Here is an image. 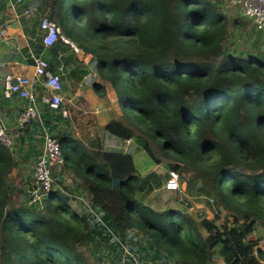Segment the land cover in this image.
<instances>
[{"label":"trees","instance_id":"1","mask_svg":"<svg viewBox=\"0 0 264 264\" xmlns=\"http://www.w3.org/2000/svg\"><path fill=\"white\" fill-rule=\"evenodd\" d=\"M45 4L69 40L51 49L92 55L94 91L110 87L119 108L101 128L132 143L64 133L52 186L34 199L14 145L26 142L0 141V264H264V50L231 46L252 22L221 0ZM140 151L226 215L152 205L162 183L139 170Z\"/></svg>","mask_w":264,"mask_h":264},{"label":"crops","instance_id":"2","mask_svg":"<svg viewBox=\"0 0 264 264\" xmlns=\"http://www.w3.org/2000/svg\"><path fill=\"white\" fill-rule=\"evenodd\" d=\"M50 13L51 7L45 4V0H0V122L21 143L26 142L14 145L24 159L19 167L22 172L29 169L30 174V167L41 151L45 135L58 138L64 133L75 132L80 135L78 127L87 122L88 114H93L98 127L106 123V118L116 116V109L112 110L106 96L110 87L104 86L100 92L94 91L90 81L91 73L85 72L89 65L77 62L68 46L61 45L53 51L51 47L42 45L44 29L41 27V19ZM261 32L264 37V29ZM36 56L43 57L49 70L60 76L62 104L57 111L51 109L47 104L48 91L41 85L30 87L37 98L39 116L27 126L25 132H19L16 120L27 102L18 94L12 97L4 95L5 78L11 75H31ZM122 141L125 142L109 137L105 144L114 150H124L121 147Z\"/></svg>","mask_w":264,"mask_h":264},{"label":"built area","instance_id":"3","mask_svg":"<svg viewBox=\"0 0 264 264\" xmlns=\"http://www.w3.org/2000/svg\"><path fill=\"white\" fill-rule=\"evenodd\" d=\"M21 1V0H18ZM234 8L247 17L257 30L264 29V0H228ZM238 7V8H237ZM41 27L44 29L42 42L45 47L52 46L60 37V27L48 16L41 19ZM65 41L67 39L63 38ZM73 46V45H72ZM75 59L77 62L89 65L92 55L84 50L73 46ZM33 73L31 75L7 76L3 93L6 97H12L18 94L25 99L27 104L21 109L16 120L17 129H21L30 124L39 116L36 103L37 98L30 87L41 85L49 93L47 99L48 106L57 110L62 104L60 92L62 90V82L57 73H53L48 69L47 62L43 57L36 56L33 60ZM111 96L117 100V95L111 91ZM63 114L65 113L62 110ZM16 135L8 130V128L0 122V141L5 145H12ZM62 153L59 139L53 135H45L41 151L36 155L33 166V190L34 199H40L52 186V173L54 167L61 164ZM179 175L175 171H169L165 180L167 188H175L179 185ZM178 187V186H177Z\"/></svg>","mask_w":264,"mask_h":264},{"label":"rangeland","instance_id":"4","mask_svg":"<svg viewBox=\"0 0 264 264\" xmlns=\"http://www.w3.org/2000/svg\"><path fill=\"white\" fill-rule=\"evenodd\" d=\"M224 4L225 8H234L231 4H229L228 0H221ZM68 5V3H67ZM236 8V7H235ZM238 8V7H237ZM231 10V9H230ZM238 10V9H237ZM72 11V8L68 7V17L70 16ZM241 15V14H240ZM251 27H246L245 29L241 30V32H236V34L231 37V46L233 48L237 49H245V50H251V51H260L264 50V37L261 31L257 30L255 32L250 31ZM251 32V33H250ZM64 42H69V40L63 36H60ZM59 37V38H60ZM63 38L67 39L65 41ZM54 45V44H53ZM52 45V46H53ZM73 45V44H71ZM74 46V45H73ZM51 47V46H49ZM111 91H113L111 88H109L106 91V96L109 99V102L112 105V110L116 109L115 112H118L119 108L116 103V100H114V97L111 96ZM116 114V113H115ZM118 114V113H117ZM90 115V117H89ZM93 114H88L87 116V122H84V125H80L78 127L79 134L82 137L94 138L95 142L99 141L102 142L103 145H105L106 140L109 138L107 133L102 130V128L97 126L95 119L92 116ZM89 117V118H88ZM113 118V117H112ZM111 119V118H110ZM109 121V118H106V123ZM104 125V124H103ZM82 137V138H83ZM15 140V139H14ZM107 143V142H106ZM121 147L124 148V150L129 147V145L132 143L130 140H125L121 142ZM108 146V145H107ZM136 161L138 164V168L141 172H148L151 170H155L159 176L162 185L160 188H158L155 192V194L149 196L150 203L152 205H162V207H175L178 208L184 212H188L190 215H192L196 220L200 221L201 219H209V220H215L216 223L220 222V219L217 218V215L219 217H224L226 215V212L224 210H221L218 214L217 208L214 205H209L202 200L198 199L196 196H193L189 194L186 190V182L179 177V185H176L175 188H167L165 186V180L167 179V171L168 168L164 164V162H161L160 164H156L153 161H151L148 156L143 152L140 151L136 155ZM34 162L31 165V173L33 171ZM24 173L30 174L29 169L23 170ZM33 174V173H32ZM179 175V174H178ZM33 178L31 179V181ZM20 179H17V183H19ZM33 182V181H32ZM178 186V187H177ZM256 234H252L249 236L250 240H253L256 238ZM213 264H223V261L220 257L215 256V260Z\"/></svg>","mask_w":264,"mask_h":264}]
</instances>
